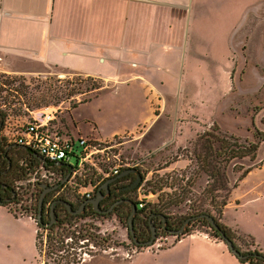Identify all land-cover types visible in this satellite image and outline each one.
Masks as SVG:
<instances>
[{
    "label": "rangeland",
    "instance_id": "rangeland-1",
    "mask_svg": "<svg viewBox=\"0 0 264 264\" xmlns=\"http://www.w3.org/2000/svg\"><path fill=\"white\" fill-rule=\"evenodd\" d=\"M210 2V14L203 22L207 43L198 48L199 55L190 65V73L183 77L178 90L181 96L186 90L191 95L187 99L182 98L183 110L175 118L180 124L174 129L176 136L160 145L150 144L149 137L136 144L132 141L134 134H120L108 141L123 143L114 151L119 155L120 173L132 168L143 177L136 201L145 198L146 207L157 205L162 210L161 215L170 218L173 223L198 211L208 210L211 215L217 216L210 206L208 192L217 188L213 196L218 208L225 196L220 188H232L242 173L251 168V173L231 192L220 220L230 230L233 244L239 252L259 251L264 255V0ZM35 71L42 74H35ZM102 84L98 79L41 70L4 59L0 63V112L6 115L1 131L4 144L8 145L9 139L31 121L32 113L43 110H56L53 124L58 126L57 132L72 138L64 129L68 114L74 105L100 94L78 93ZM147 113V102L142 92L117 86L80 106L72 117L79 123L82 133L92 123H97L108 135L126 129L133 131ZM174 116L173 111L167 114L170 121ZM217 128L221 134L216 132ZM139 131L142 132V129L136 135ZM255 131L261 139L256 158L226 164V156H221L219 152L216 171L222 175L221 180L208 178L205 170L211 172L212 168L203 163L207 157V136L223 140L222 133H227L240 139L239 145L247 147L246 143L254 142ZM214 147L220 148L217 144ZM78 154L77 151L70 158V165L76 164ZM209 156L214 157L211 153ZM13 157L18 166L9 179L17 195L6 206L15 217L23 218L7 225L3 223L4 217L0 216V264H44V261L47 264H64L65 261L57 257L62 253L55 250L56 254H52L48 238L46 243L41 242L44 230L38 229L36 223L28 219L30 214H21L28 209V205H32V217L36 218V207L42 194L37 184H54L63 177L55 168L49 171L51 174L47 173L27 154ZM93 161V164L84 166L82 176L70 178L66 187L47 201L61 197L77 205L84 192L93 189L92 195H95V183L103 175L110 174L114 164H107L101 155L93 157ZM259 163L261 165L257 166ZM43 175L46 177L43 178ZM48 207L44 204L43 210ZM66 219L65 229L70 232V238L63 240L72 249L64 255L73 260L86 254L84 259L87 261L82 264H241L212 243H219L228 250L222 241L209 236L210 230L204 227L193 234L203 233L210 242L189 238L178 243L175 236L161 234L154 245L142 249L135 248L129 238L127 218L119 221L115 216L90 215ZM156 226H159L158 222ZM36 232L40 235L39 250L35 241ZM52 238L55 240L51 241V246L57 249L60 246L58 237L53 235Z\"/></svg>",
    "mask_w": 264,
    "mask_h": 264
},
{
    "label": "crops",
    "instance_id": "crops-1",
    "mask_svg": "<svg viewBox=\"0 0 264 264\" xmlns=\"http://www.w3.org/2000/svg\"><path fill=\"white\" fill-rule=\"evenodd\" d=\"M210 1L0 0V63L9 58L29 67L103 83L94 91L100 92L98 96L78 103L68 114L64 129L71 139L101 143L120 134H134L136 144L149 137L150 144L160 145L171 141L174 129L180 127L175 118L183 110L182 98L191 94L186 90L181 96L178 90L199 55L198 48L207 43L203 22L210 14ZM117 86L143 93L146 118L133 131L105 135L97 123H92L82 133L72 117L74 111ZM172 111L175 116L170 121L167 114ZM139 129L142 132L136 135ZM0 216L7 225L23 218L15 217L4 206H0ZM205 237L194 233L180 242L189 238L210 242ZM211 242L230 255L221 244Z\"/></svg>",
    "mask_w": 264,
    "mask_h": 264
},
{
    "label": "flooded vegetation",
    "instance_id": "flooded-vegetation-1",
    "mask_svg": "<svg viewBox=\"0 0 264 264\" xmlns=\"http://www.w3.org/2000/svg\"><path fill=\"white\" fill-rule=\"evenodd\" d=\"M3 129V123L0 121V150L4 149V141L1 137V131ZM22 147L16 146L15 144H8L4 151L0 152V201L4 203H10L16 198V191L12 186V182L9 177H12L17 170L18 162L13 156H22ZM64 164V163H63ZM50 166L55 168L60 177L63 180L56 181L54 184L44 183L38 184L42 193H45L44 202H46L49 207L44 209L43 220L48 222L46 228H51L57 224L58 217H60V211L64 210V218H69L70 216L77 217H87L90 215L98 216H115L117 219L123 220L127 218V225L129 230V220L132 218L133 233L134 237L128 233L129 238L135 248H142L143 244L149 241L152 237V231L143 230L139 226V219H144L145 213L142 211L144 209H137V212L132 216V204L136 205V196L143 182V177L137 169H130L131 172L123 171L117 176L110 179L116 178L115 181L108 184L107 189H101V193L104 194V198L100 201L99 212L93 210L91 204H87L85 209L79 215H72L66 208L62 205H54V202L61 200L55 197L52 201H47L50 196L56 192L62 191L66 187V183L72 177V168L67 166H56L55 164ZM128 171V170H127ZM104 185V184H103ZM96 198V194L93 195L89 200ZM87 200H81L77 205L70 203L72 205L73 211H77L79 207ZM53 207V209H52ZM151 220L155 223H159V226L155 227L156 239L161 235H171L173 230H170L172 220L164 216V221L160 218L161 214H156ZM163 216V215H162ZM41 217V219H42ZM194 217V216H192ZM191 218V217H190ZM189 219V218H188ZM186 221V220H185ZM184 221V222H185ZM183 222V223H184ZM193 222V221H192ZM189 222L188 224H190ZM186 224L185 227L188 225ZM50 225V226H49ZM184 227V228H185ZM176 231V230H175Z\"/></svg>",
    "mask_w": 264,
    "mask_h": 264
},
{
    "label": "trees",
    "instance_id": "trees-1",
    "mask_svg": "<svg viewBox=\"0 0 264 264\" xmlns=\"http://www.w3.org/2000/svg\"><path fill=\"white\" fill-rule=\"evenodd\" d=\"M102 85L100 86H94V87H91L90 89L86 90L85 92H80L78 94H85V93H92L94 91H97L99 89H101ZM87 101H83V102H80V104H83V103H86ZM77 106L74 105V108L75 109ZM5 118H6V115L1 113L0 112V121L3 123L5 121ZM23 129V126L20 128V131ZM216 132H218V134H221L220 132V129H215ZM214 130V131H215ZM57 131V130H56ZM19 132V131H18ZM59 133V132H58ZM259 133L255 131L254 133V142H249V143H246L247 147H244L242 145H239L238 143H240V139L236 138L235 136L233 135H229L227 133H222V136H223V140H218V139H215L213 137V135H208V139L205 140V144H208V147H206V155L207 157L204 159L203 163L205 165L206 163V167H209L210 169L212 168L211 172H207L205 170V173L206 175H208V178L210 179H215L217 181L216 178H219L221 180V176L222 175H219L216 171V164L218 163L217 162V158H219V152H221V156L224 154V156H226V164L227 163H231L232 161H235V160H243V159H250L251 161H253L255 158H256V152L259 148L258 146V141L260 142L261 139L259 138ZM209 139H211L212 141L209 142ZM9 143V142H8ZM210 143V145H209ZM9 144H12V143H9ZM219 145V149H215L214 145ZM4 145V149L5 147H7V145L3 144ZM4 149H1L0 152L4 151ZM209 153H211V156L212 154L214 155V157H210L209 156ZM23 154H27L29 155L33 162L43 168H52L50 166V164L48 163H42L38 158L37 156H35L36 154H34L33 152H30L29 150L27 149H22V155ZM210 158V160H209ZM214 163V165H213ZM261 165V163H259L257 166ZM53 169V168H52ZM252 169L249 168L247 170H245L242 175L239 177L237 183L235 185L232 186V188H227V187H224V188H220L223 193H225V196L224 198H222V201L220 202V205L218 206V208L215 207V201H216V198L215 196H213V193H215L217 190V188H214L212 191L208 192V195L211 197V202H210V206L211 208H213L215 211H216V214L217 216H213L209 213L208 210L206 211H198V212H195V213H192L191 215H188L187 217H185L183 220H179L177 223H173L171 224L170 226V230H179L181 228V226L183 225V222L185 220H187L188 218L192 217V216H199V215H202V214H208L210 216H212V218H214L216 224L218 225L219 229L221 231H223L226 236L233 242V238L231 237L230 235V230H228L222 223H221V217H222V214H223V209L226 207L227 205V202H228V198L231 194V192L233 191V189H235L238 185V183L245 177L247 176L249 173H251ZM217 173V175H216ZM109 180V179H107ZM107 180H105L101 185H103ZM59 199L62 200L61 197H57ZM39 201V200H38ZM7 203H4V202H1L0 201V206H4V207H7L6 206ZM44 204H47L46 202H44ZM136 207L138 209V203L136 202ZM145 215H144V219H139V226L143 229V230H150V223H152L153 225H155V221L154 220H151L152 217H156L158 215L156 214H161L162 213V210L160 208H158L157 205H148V207H145L144 210H142ZM36 212H37V217L35 218V223L38 227V229H43V230H47L48 232V235H47V238H48V241H50V248L49 249H52V253L53 254H56L54 253L53 251L56 250L57 253H60V252H63V254L65 253H69L70 249L72 248L70 245H65L64 244V238H70V232L67 231L65 229V225L67 223V219L64 218V214H60V217H58V221H57V224H55L53 227L51 228H46V226L48 225L46 221L43 220V217L41 219L40 222L37 221L38 219V205L36 207ZM60 213H65L64 210H61ZM42 215L44 216V210L42 212ZM70 219H77V218H81V217H77V216H70L69 217ZM200 227H204V228H207L210 230L211 233H208L209 236L213 237V238H216V239H220V235L217 231L213 230L211 227H210V224L208 223V221L206 220H197V221H193L191 222L190 224H188L185 228H184V231H183V234L180 235V236H175L176 237V240H178L177 242H180V240H182L183 238H185L186 236H190L193 234L194 231L196 230H200ZM53 235H56L58 237V240H57V243L60 245L58 246L57 249H54L52 247L54 246H51V241H54L55 239L52 238ZM37 239H36V246L39 250V244H40V235L38 234L37 232ZM103 241H105L103 239ZM42 242V241H41ZM225 245V244H224ZM236 248V246H235ZM237 249V248H236ZM239 250V249H237ZM242 255H249L250 257L246 260V261H239V263L241 264H264V255L261 254L259 251H254L253 253H248V254H243L241 253ZM59 256V255H58ZM60 260H63L65 261L64 264H77L76 262H71L67 259V257L65 255L61 256L60 257Z\"/></svg>",
    "mask_w": 264,
    "mask_h": 264
},
{
    "label": "built area",
    "instance_id": "built-area-1",
    "mask_svg": "<svg viewBox=\"0 0 264 264\" xmlns=\"http://www.w3.org/2000/svg\"><path fill=\"white\" fill-rule=\"evenodd\" d=\"M56 110L53 112H48V110H43L37 113H32L31 121H28L23 126V129L17 132L15 135L12 136V139H9V143L15 144L16 146L25 148L30 152L40 156L43 158L46 163L48 164H56L58 162L64 163L69 165L72 168V177L74 179L75 176H82L83 168L86 164H93V157H97V155H101V158H104V161L107 164H114L110 169V174L103 175V177L95 183L94 189L97 191L102 185L105 180L110 179L112 177L117 176L120 173V160L119 155L115 154V149L122 146L123 143H112L108 142H95L93 140H89L87 138H78L76 140L71 139L69 137H65L64 135L58 133L55 128L53 127V121H55ZM94 143V144H91ZM78 151V156L76 164L70 165V158L74 156V154ZM46 170L47 173L52 171V168H43ZM134 168V167H133ZM132 169V168H128ZM127 169V170H128ZM51 174V173H49ZM46 176L43 175V178ZM46 183V182H45ZM38 185V184H37ZM93 190V189H92ZM86 191L82 195V200H89L93 195V191ZM145 199V198H143ZM143 199L138 200V208L144 209L146 204ZM21 214H30V219L35 222V218L32 217L33 215V206L28 205V209L23 211ZM47 230H44L43 236V244L46 243L47 240ZM71 240V239H70ZM83 241H87L83 239ZM65 245H70L66 242ZM72 249V248H71ZM42 252V251H41ZM62 256L64 255L63 252ZM53 254V253H52ZM55 255V254H54ZM81 258L76 259H68L71 262H76L77 264L82 263L85 261L84 256ZM48 258V255H46ZM44 256V260L46 258ZM57 256V255H56ZM60 258L61 256H57ZM44 264H47L44 261Z\"/></svg>",
    "mask_w": 264,
    "mask_h": 264
},
{
    "label": "water",
    "instance_id": "water-1",
    "mask_svg": "<svg viewBox=\"0 0 264 264\" xmlns=\"http://www.w3.org/2000/svg\"><path fill=\"white\" fill-rule=\"evenodd\" d=\"M25 149V148H23ZM37 156V158L42 162V163H46V161L41 158L40 156L38 155H35ZM56 166H67L68 168H71L69 165H66V164H63L61 162H58L55 164ZM126 172H131V171H126ZM116 178H113V179H109L107 180L104 185H102L96 192V198L93 199V200H87L85 201L77 211H73V208H72V205L65 201V200H57L54 202V205H62L66 208V210L71 213L72 215H79L84 209H85V206L87 204H91L92 208L94 211L96 212H99V204H100V201L104 198V194L101 193V189H107L108 188V184H110L111 182L115 181ZM44 197H45V193H42L40 198H39V201H38V219L37 221L40 222L41 221V217H42V212H43V205H44ZM53 209V207H52ZM137 212V207L135 204H132V216ZM160 218L164 221V216L160 215ZM197 220H206L208 221V223L210 224V227L217 231L220 235V239L221 241L225 244V246L227 247L228 251L230 252V254L232 256H234L237 260H240V261H246L250 256L249 255H242L241 252H239L233 242L226 236V234L221 231L218 227V225L216 224L214 218H212V216L208 215V214H202V215H199V216H194V217H191L189 219H187L183 225L181 226V228L179 230H176V231H172L170 234L173 235V236H180L183 234V231H184V227L186 224H188L189 222H192V221H197ZM50 226V225H49ZM150 230L152 231V237L149 241H147L146 243H144L142 246L143 248H149L151 247L152 245L155 244L156 242V234H155V227L152 223H150ZM128 233H130L133 237H134V233H133V225H132V218H130L129 220V230H128Z\"/></svg>",
    "mask_w": 264,
    "mask_h": 264
}]
</instances>
